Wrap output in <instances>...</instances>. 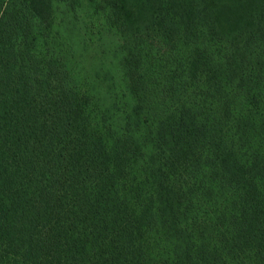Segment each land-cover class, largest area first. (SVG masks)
<instances>
[{"label":"trees","instance_id":"trees-1","mask_svg":"<svg viewBox=\"0 0 264 264\" xmlns=\"http://www.w3.org/2000/svg\"><path fill=\"white\" fill-rule=\"evenodd\" d=\"M80 1L0 0V264H264V0H89L103 88Z\"/></svg>","mask_w":264,"mask_h":264},{"label":"rangeland","instance_id":"rangeland-1","mask_svg":"<svg viewBox=\"0 0 264 264\" xmlns=\"http://www.w3.org/2000/svg\"><path fill=\"white\" fill-rule=\"evenodd\" d=\"M56 6L62 38L69 43L70 54L82 75L96 88H103L101 79L104 85L116 82L117 86H122L120 42L112 31L107 30L100 15L103 13L96 11L89 0H81L74 12L63 3Z\"/></svg>","mask_w":264,"mask_h":264}]
</instances>
